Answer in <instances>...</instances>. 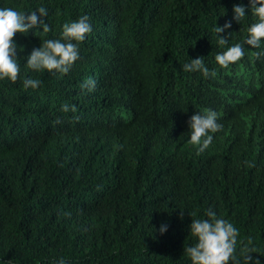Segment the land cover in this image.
I'll use <instances>...</instances> for the list:
<instances>
[{
  "label": "trees",
  "instance_id": "obj_1",
  "mask_svg": "<svg viewBox=\"0 0 264 264\" xmlns=\"http://www.w3.org/2000/svg\"><path fill=\"white\" fill-rule=\"evenodd\" d=\"M241 3L0 0L45 7L52 29L16 33L21 71L0 81V264H191L188 213L210 208L239 229L237 255L252 247L264 264V56L245 45L228 67L215 61L254 22L233 20ZM83 15L92 31L68 73L24 65ZM228 20L221 46L213 29ZM197 56L214 77L182 70ZM27 77L41 86L24 89ZM209 109L222 127L197 154L187 122Z\"/></svg>",
  "mask_w": 264,
  "mask_h": 264
},
{
  "label": "clouds",
  "instance_id": "obj_2",
  "mask_svg": "<svg viewBox=\"0 0 264 264\" xmlns=\"http://www.w3.org/2000/svg\"><path fill=\"white\" fill-rule=\"evenodd\" d=\"M249 14L254 22L247 27V36L243 42L232 43L223 51L216 53L215 61L220 67L226 68L244 57L245 45L260 49L256 52L258 59L264 56V47H262L264 45V0H248L247 5L243 3L233 5V20L237 23L245 20ZM47 16L48 10L43 6L27 12L14 7H0V81L8 80L15 83L21 71L20 62L17 59V45L13 40L15 34H27L30 30L50 32L52 29L45 20ZM231 27L232 20L225 21L222 26H218L216 22L213 30L219 45L229 44V40L221 34L226 33V30ZM91 31L92 25L87 15L65 22L57 38H45L40 41L38 47L32 48L24 65L37 73L45 70L49 73H68L74 62L80 58V43ZM182 70L200 73L205 78L216 75L215 71L206 65L203 56L189 58V61L182 65ZM41 83V80L31 77L23 79L24 89H38ZM95 86L96 82L93 79H89L82 85L89 92L93 91ZM62 111H69V106L63 105ZM187 126L188 140L196 147L197 154L203 153L209 147L213 141L212 134L222 127L217 121V113L211 109L203 114L195 112L188 120ZM188 215L191 217L189 232L195 242L185 247L184 253L191 264H261L259 258L251 255L255 251L252 247L241 248L240 255H237L239 229L232 222L218 216L211 208L205 212L204 218L197 217L194 212ZM167 228L168 225L162 223L158 231L163 235ZM55 264H67V262L60 257Z\"/></svg>",
  "mask_w": 264,
  "mask_h": 264
}]
</instances>
